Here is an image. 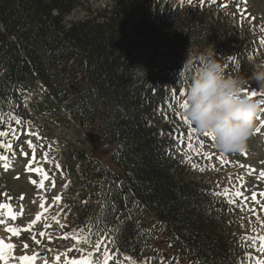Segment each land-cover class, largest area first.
<instances>
[{
	"label": "trees",
	"instance_id": "obj_1",
	"mask_svg": "<svg viewBox=\"0 0 264 264\" xmlns=\"http://www.w3.org/2000/svg\"><path fill=\"white\" fill-rule=\"evenodd\" d=\"M82 2L0 0V120L25 117L19 96L42 81L55 99L53 112L64 108L114 145L108 164L87 159L91 201L77 209L78 222L152 264L172 263L153 255L159 237L197 264L245 262L248 252L228 225L227 196L188 176L172 157V96L221 65L208 52L228 46V22L205 0H112L67 20ZM231 50L230 57L243 54Z\"/></svg>",
	"mask_w": 264,
	"mask_h": 264
},
{
	"label": "rangeland",
	"instance_id": "obj_2",
	"mask_svg": "<svg viewBox=\"0 0 264 264\" xmlns=\"http://www.w3.org/2000/svg\"><path fill=\"white\" fill-rule=\"evenodd\" d=\"M111 1L83 0L67 20L82 18L88 15L90 10L109 5ZM220 1L225 3L227 8L224 13L233 25L238 17L241 26L239 28L236 24L237 28L233 29L236 34H232L229 41L236 39L241 46L251 45L250 47H260L261 51H264V0ZM218 49L220 52L217 55L223 56L229 51V46ZM208 54L212 56L214 50ZM248 61L254 63L253 65L249 62L252 67H247L251 73L239 74L230 66L232 61L225 58L217 68L218 76L215 75L213 79L208 77L204 95L209 96V102H206L200 111L206 114L205 117L216 115L215 124L220 122V126L212 131L209 126H205V121L194 116L192 110L187 114L185 103L189 100L186 101L183 97L176 126L179 135L173 139L172 157L175 155L180 159L178 164L188 170V176L201 185L213 187L221 195L227 196V205L231 208L228 225L248 252V259L238 264H264V133L260 135L264 132V125L261 126L262 129L258 128L261 132L257 131L256 123L252 125L253 122L264 119V106L254 109L251 119L249 115H243L246 116L245 122L249 121L246 124L244 120L233 122L226 116L221 118V107L216 104L219 92L216 90L217 82L224 84V91L238 89L236 92H252L257 94V101L264 102V54H257L254 59L248 57ZM209 75H213L211 71L208 72ZM204 99H195V104L202 105ZM50 119L53 118L49 114L36 118L39 123L49 127L51 133L55 131L57 135L66 138L65 144L79 145L87 156H95L106 164L110 162L113 144L102 141L100 136H97L96 127L83 130L87 135H95L94 144L90 143L88 137L84 144H80L68 125H54ZM36 120L33 119L32 122L37 123ZM3 124L6 139H13L15 135L8 132V123ZM182 130L185 132L182 133ZM31 147L29 143H24L23 152L18 148L14 152L21 160H27L26 151ZM68 151L69 149L66 150ZM63 158L66 160L67 157ZM47 161L55 166L50 157ZM66 164V168L70 167L68 158ZM109 166L114 168L111 163ZM22 169L8 175L0 172V219L1 223H4L0 224V229L6 228L7 236L10 237L9 242L4 244L0 236V247L5 246L6 254H11L8 257L17 264H27L25 257H34L36 264H49L50 261H53V264H84L88 262L87 259L95 263V255L98 253V261H101L105 241H89L80 230L77 232V229L71 226L74 211L79 203L77 189L81 187L79 183L83 185L79 178L67 172L48 182L40 196L35 197L37 180L30 175L31 167L26 165ZM76 169L79 173V167ZM66 184L67 189L62 190ZM4 212L11 213L12 219L3 222ZM72 233L73 237H69L68 234ZM106 246L108 247V244ZM153 255L166 262L172 260L171 264H197L192 260L183 259L177 251L170 249L164 237L157 239ZM41 259L44 260L38 262ZM76 261L78 262L75 263Z\"/></svg>",
	"mask_w": 264,
	"mask_h": 264
},
{
	"label": "bare ground",
	"instance_id": "obj_3",
	"mask_svg": "<svg viewBox=\"0 0 264 264\" xmlns=\"http://www.w3.org/2000/svg\"><path fill=\"white\" fill-rule=\"evenodd\" d=\"M32 95V94H31ZM30 94H28L27 95V97H30L31 96ZM238 120H243V117H239V118H237ZM246 123V122H245ZM262 126V123H260V124H258L257 125V127H261ZM3 222H5L4 220H3ZM7 229L5 228H2V229H0V236L2 237V239L4 240V244H6L5 242H9V239H10V237L9 236H7ZM12 232V231H11ZM14 233V232H13ZM1 248V247H0ZM3 248V249H2ZM1 248V251H2V253H3V257H8L9 255L11 256V254H6V251L4 250V248H5V246H3ZM24 260H27L28 262H27V264H36V259L34 258V257H30V258H27V257H25L24 258ZM42 260H44V259H41L40 261H38V262H41ZM37 262V263H38ZM42 263V262H41ZM84 264H88V262H85Z\"/></svg>",
	"mask_w": 264,
	"mask_h": 264
},
{
	"label": "water",
	"instance_id": "obj_4",
	"mask_svg": "<svg viewBox=\"0 0 264 264\" xmlns=\"http://www.w3.org/2000/svg\"><path fill=\"white\" fill-rule=\"evenodd\" d=\"M88 137H89V140H90L91 144L93 145V144H94V139H93V138H94L95 136L89 134Z\"/></svg>",
	"mask_w": 264,
	"mask_h": 264
}]
</instances>
